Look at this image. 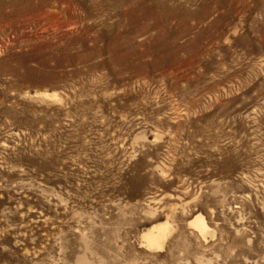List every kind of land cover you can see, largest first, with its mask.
I'll list each match as a JSON object with an SVG mask.
<instances>
[{
    "label": "rangeland",
    "instance_id": "rangeland-1",
    "mask_svg": "<svg viewBox=\"0 0 264 264\" xmlns=\"http://www.w3.org/2000/svg\"><path fill=\"white\" fill-rule=\"evenodd\" d=\"M0 264H264V0H0Z\"/></svg>",
    "mask_w": 264,
    "mask_h": 264
}]
</instances>
